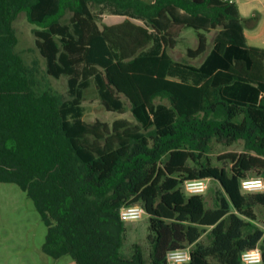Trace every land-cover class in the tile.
<instances>
[{"label": "trees", "instance_id": "obj_1", "mask_svg": "<svg viewBox=\"0 0 264 264\" xmlns=\"http://www.w3.org/2000/svg\"><path fill=\"white\" fill-rule=\"evenodd\" d=\"M106 4L127 18L99 26L92 7ZM20 13L46 74L66 77V101L36 91L15 50ZM185 29L197 33L190 59L207 51L213 30L215 54L244 52L224 84L174 61L170 51ZM157 39L162 51L147 50ZM92 81L106 111L122 114L125 101L134 120L85 122L82 95ZM237 83L264 87V49L248 45L228 0H0V183L16 184L32 202L46 227L42 253L74 264H146L138 245L130 257L121 253L119 211L138 204L148 218L147 264H168L169 251L186 247L188 264H244L242 253L255 248L264 264L254 212L264 208V191L240 186L264 179V97L254 104L222 95L223 85ZM161 102L170 115L157 123ZM238 142L243 151L217 157L229 166L213 164L215 145ZM195 179L216 182L223 196L207 208L205 194L183 192Z\"/></svg>", "mask_w": 264, "mask_h": 264}, {"label": "rangeland", "instance_id": "obj_2", "mask_svg": "<svg viewBox=\"0 0 264 264\" xmlns=\"http://www.w3.org/2000/svg\"><path fill=\"white\" fill-rule=\"evenodd\" d=\"M145 1L149 2L151 0ZM111 6V4H106L104 7H92V13L99 26L107 22L110 17L108 7ZM258 17L257 12V15L252 16L248 21L253 22ZM13 25L17 39L15 50L21 55L31 73L36 91L50 92L57 97L59 103L66 101L68 99L67 79L66 77L54 79L46 74L45 60L38 52L35 43L36 39L32 33L33 27L27 23L24 13L17 15ZM188 30L193 35L192 37L195 38L194 34H197L196 31L192 29ZM196 41V39L193 40L192 38L191 40H181L174 53L175 59L178 63H188L190 66L205 69L207 59L213 51L214 43L212 45L208 41L207 51L195 59H190L187 57L185 51L194 49ZM235 50L242 52L238 49ZM82 96V118L89 124L100 121L111 125L113 121L119 119L134 120L129 104L125 101L124 112L122 114L106 111L99 101L93 81L89 88L83 91ZM161 103L165 107L167 106L165 102ZM229 151L238 153L243 151L242 143L238 142L229 147L215 145L211 155L213 164L219 167L229 166L227 162L222 163L217 161L218 156ZM221 196H223L221 187L214 181H208V188L205 193L206 207L210 208L213 199H219ZM254 212L257 216L258 226L264 229V208L255 207ZM124 224L126 230L121 253L125 257H130L133 253V245H138L147 264L149 253L147 216L143 215L136 221L125 222ZM45 236L46 227L26 194L16 184L0 183V264H69V260H71L69 256L55 260L42 253L41 247Z\"/></svg>", "mask_w": 264, "mask_h": 264}, {"label": "crops", "instance_id": "obj_3", "mask_svg": "<svg viewBox=\"0 0 264 264\" xmlns=\"http://www.w3.org/2000/svg\"><path fill=\"white\" fill-rule=\"evenodd\" d=\"M233 3L237 6L243 25V32L246 38L248 45L256 47L259 49H264V0H232ZM258 15L255 21L249 22L252 16ZM107 22H104L103 25H112L124 21L127 17L122 15H109ZM120 19V20H118ZM133 23L138 25H143L144 23L138 19H130ZM218 30H213L206 34L207 44L208 41L213 45V39ZM193 38L191 32L188 29L182 30L179 37L177 38L176 45L173 50L170 51L174 61L175 51L177 49L178 43L183 40H197V34H194ZM197 45V41H196ZM208 47V46H207ZM157 50L159 53L162 51L160 47L159 40L157 39L156 43H151L148 45L147 50ZM186 52V51H185ZM235 59H245L244 52H237V50L232 48H226L223 55H217L214 51L211 52L210 56L207 59L205 64V71L208 73L209 77H219L220 83L224 84L227 81L226 72L228 67L233 63ZM188 64V63H187ZM195 67V66H194ZM221 93L226 98H235L238 102L254 103L258 104L261 97H264V87H258L255 85H244V84H233L230 86H225L221 88ZM155 107L154 116L156 117V122L161 123L162 118L165 115H170L168 107L164 106L163 103ZM152 116L150 115V118ZM169 119V117H168ZM170 120V119H169ZM63 256L61 258H64ZM59 258V259H61ZM55 259V260H59ZM69 264H74L72 260H69Z\"/></svg>", "mask_w": 264, "mask_h": 264}, {"label": "built area", "instance_id": "obj_4", "mask_svg": "<svg viewBox=\"0 0 264 264\" xmlns=\"http://www.w3.org/2000/svg\"><path fill=\"white\" fill-rule=\"evenodd\" d=\"M228 1L230 3L233 2L232 0ZM240 186L245 192H262L264 191V179L260 177L243 179ZM207 188L208 180L195 179L184 183L183 192L188 196L202 195L206 193ZM143 215H145L144 209L138 204L122 207L119 211V219L124 223L136 221ZM165 259L168 264H188L190 261V248L186 247L169 251ZM241 259L244 264H258L261 260V254L255 248L242 253Z\"/></svg>", "mask_w": 264, "mask_h": 264}]
</instances>
